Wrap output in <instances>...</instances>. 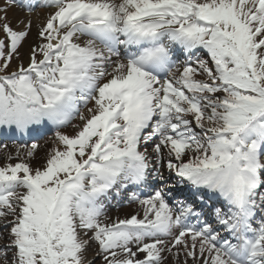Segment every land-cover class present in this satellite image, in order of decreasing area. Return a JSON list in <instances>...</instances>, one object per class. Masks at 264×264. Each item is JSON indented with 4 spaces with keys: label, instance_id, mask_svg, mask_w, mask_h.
Listing matches in <instances>:
<instances>
[{
    "label": "snow or ice",
    "instance_id": "6c2138e0",
    "mask_svg": "<svg viewBox=\"0 0 264 264\" xmlns=\"http://www.w3.org/2000/svg\"><path fill=\"white\" fill-rule=\"evenodd\" d=\"M5 130L2 264H264V0H0Z\"/></svg>",
    "mask_w": 264,
    "mask_h": 264
},
{
    "label": "bare ground",
    "instance_id": "6f19581e",
    "mask_svg": "<svg viewBox=\"0 0 264 264\" xmlns=\"http://www.w3.org/2000/svg\"><path fill=\"white\" fill-rule=\"evenodd\" d=\"M24 10V8L20 7L17 8L13 7L8 11V18L13 22V24L16 23V20L22 16L25 15L26 11H22ZM36 12H32L31 16L34 20H37L45 11H47L44 8L39 7L38 9L35 10ZM35 28H33V32H32V36L29 37L28 41L25 43L24 49L22 51H24L25 53L27 52V49L29 47V45L33 42L34 38H35ZM135 206H127L125 208L119 209V210H113V212H110V214L115 217V216H123L126 212L131 211ZM91 255V253H90Z\"/></svg>",
    "mask_w": 264,
    "mask_h": 264
},
{
    "label": "rangeland",
    "instance_id": "374dc122",
    "mask_svg": "<svg viewBox=\"0 0 264 264\" xmlns=\"http://www.w3.org/2000/svg\"><path fill=\"white\" fill-rule=\"evenodd\" d=\"M43 143H44V142H43ZM43 143H41V144L43 145ZM15 148H16V147H13V148L7 149V151L12 152L13 155H14V150H15ZM43 154H44V149L42 148V149L39 151L37 157L33 159V163H34V164L39 163L40 160H41V158L43 157ZM0 162H2V161H0Z\"/></svg>",
    "mask_w": 264,
    "mask_h": 264
}]
</instances>
